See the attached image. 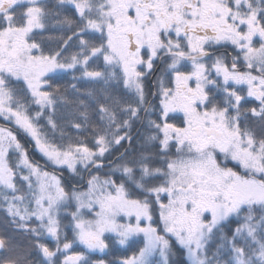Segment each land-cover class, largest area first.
Here are the masks:
<instances>
[{
	"label": "snow or ice",
	"instance_id": "6c2138e0",
	"mask_svg": "<svg viewBox=\"0 0 264 264\" xmlns=\"http://www.w3.org/2000/svg\"><path fill=\"white\" fill-rule=\"evenodd\" d=\"M0 119V264H264V0H0Z\"/></svg>",
	"mask_w": 264,
	"mask_h": 264
},
{
	"label": "trees",
	"instance_id": "16d2710c",
	"mask_svg": "<svg viewBox=\"0 0 264 264\" xmlns=\"http://www.w3.org/2000/svg\"><path fill=\"white\" fill-rule=\"evenodd\" d=\"M52 31H53L52 29H49L48 31L44 32L43 35L46 37ZM56 34H58V33H56ZM35 38L39 41L40 34L37 33ZM55 46H56L55 43H50L48 41H45L43 44L45 51H48L50 48H54ZM72 50H75V49H72ZM76 74L78 75V73H76ZM71 76H72V72H69L67 74H60L59 76L54 77L50 82L53 84V86L59 84L63 87V86H66L69 82H71ZM154 82L155 81H149L148 78L146 79V86H147L149 93H151L155 89ZM79 86L84 87L85 85L83 83H81ZM149 99H152L151 95H149ZM153 102L158 107L156 100H154ZM141 115L142 116L144 115L143 112L141 113ZM151 118L155 119L156 114H153V116ZM40 123L43 124L44 121L42 120V121H40ZM3 124H5V121L0 119V125H3ZM138 125H139V122H137V126ZM8 126L12 128L13 132L17 135L18 140L25 146L26 149H28V155L31 159H33L34 161H38L39 163L40 162L44 163L46 166H48L51 169L56 170L62 174V177L61 176H59V177H61L62 183L66 189H71V187L74 184H77L78 182H80L79 176H73L69 172L67 167L58 168V167H55L54 165L46 162L45 158L39 152L36 151V149L34 147V143L31 141V138L29 136H27L22 131L18 130L13 125H8ZM70 132L72 135H75L74 130H70ZM84 135L87 136L88 133H85ZM88 142L91 145L92 142L90 139ZM173 151H174V149H173ZM111 158L112 157H109L108 159H111ZM105 163H107V161H105ZM47 171L52 172V170H50V169H48ZM106 171H107V168L102 169L98 174L103 176V174ZM118 175L119 174H117V176ZM84 184H86V183H84ZM70 219H71L70 216H65L62 218V223L68 224ZM157 219H158V217H157ZM3 227H4V215H3V213H0V231H3ZM64 231L67 234L68 239H72L71 228L70 227L65 228ZM8 234H10V235L12 234L10 230H9ZM105 239H106V242L109 244L108 249H106L105 252L100 253V254L96 253V252L88 253L90 261L103 259L105 261L110 262V264H116V261L118 260V258H120L124 255H130L132 251L138 250V247L142 246V243H141L142 238H138L135 243L130 242L131 243L130 247H129V245L121 246L118 243H116V237L110 233L105 234ZM43 242L48 244L49 247H54V242L51 239H45ZM71 251H85V250L83 249L82 245H79L78 243H76L73 245V248L71 249ZM174 251L176 252V254L171 257L173 264H184L182 254L178 251V249L174 248Z\"/></svg>",
	"mask_w": 264,
	"mask_h": 264
},
{
	"label": "flooded vegetation",
	"instance_id": "af4514ba",
	"mask_svg": "<svg viewBox=\"0 0 264 264\" xmlns=\"http://www.w3.org/2000/svg\"><path fill=\"white\" fill-rule=\"evenodd\" d=\"M225 53H228L229 54V63H230V55L231 54H234L233 53V49L232 47L229 45L227 47H217L215 52H214V55H222V54H225ZM209 64L211 63V61H207ZM163 67L162 64H160L159 61H157V66H156V71L155 73H153L152 75H150L149 77H147L149 79V81H155L156 80V77L160 74V69ZM182 70H190V65H186L182 68ZM246 106H251V104L249 105H246Z\"/></svg>",
	"mask_w": 264,
	"mask_h": 264
},
{
	"label": "rangeland",
	"instance_id": "374dc122",
	"mask_svg": "<svg viewBox=\"0 0 264 264\" xmlns=\"http://www.w3.org/2000/svg\"><path fill=\"white\" fill-rule=\"evenodd\" d=\"M156 103L158 104V100H156ZM33 143H34V142H33ZM55 167H56V166H55ZM47 168L50 169V167H48V166H47ZM60 168H61V167H60ZM50 172H51V171H50ZM83 186L86 187V184H84ZM96 253H99V254H100L101 252H98V251H97Z\"/></svg>",
	"mask_w": 264,
	"mask_h": 264
}]
</instances>
